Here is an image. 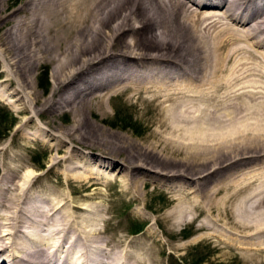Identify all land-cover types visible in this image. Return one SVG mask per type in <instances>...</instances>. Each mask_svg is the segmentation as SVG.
I'll return each instance as SVG.
<instances>
[{
    "label": "bare ground",
    "instance_id": "obj_1",
    "mask_svg": "<svg viewBox=\"0 0 264 264\" xmlns=\"http://www.w3.org/2000/svg\"><path fill=\"white\" fill-rule=\"evenodd\" d=\"M256 59L264 65V0H0V102L11 97L31 114L25 129H41L35 115L71 113L66 126L43 118L50 150L64 153L49 172L94 188L75 198L63 181L24 176L30 164L0 146V264H161L148 258L161 243L156 232L133 244L101 228L106 209L93 200L109 170L129 180L138 202L140 185L166 189L172 206L157 220L172 229L200 221L198 232L227 247L264 249V66ZM44 62L54 78L46 98L34 82ZM119 95L151 111L147 137L89 116L107 117ZM26 134L43 141L39 130Z\"/></svg>",
    "mask_w": 264,
    "mask_h": 264
},
{
    "label": "rangeland",
    "instance_id": "obj_2",
    "mask_svg": "<svg viewBox=\"0 0 264 264\" xmlns=\"http://www.w3.org/2000/svg\"><path fill=\"white\" fill-rule=\"evenodd\" d=\"M254 62L249 61L248 65L252 66V63H254L253 66H264L260 59H256ZM1 65L3 68L2 63ZM52 67V62H44L35 73V90L38 93H42V97L44 98L50 95V91L54 84L51 71ZM254 79V81L257 80L256 84L262 80L260 76H256ZM20 107L21 105L19 106L12 102L11 97L0 102V146L11 144L10 153L15 154L16 151L17 154L22 155V162L24 164H30V168L26 167L21 171L22 175L25 176V174L32 172L34 175L37 174L40 183H50L51 186H58L59 182L63 181L62 188L64 191L72 197L75 196V198H80L81 194H87L93 191L94 188L90 186V188L86 189V187L81 186L82 183H79L81 187L77 182L74 184L76 188L73 185L68 186L63 173L58 175L59 172L56 170L49 172L52 159L55 157L60 158L64 156V153L60 151L59 154L50 150L54 141L46 136L43 138V133L45 130L51 132L52 128L45 124L44 119L49 118L51 125L57 123V125L66 126L71 122L72 114L67 111L64 114H55L53 116L45 114L42 119L35 115L34 124L40 126L43 130L38 128L32 130L25 129L27 118L31 114L20 111ZM107 109L109 112L107 117H104L100 113L90 114L89 116L97 123L111 128L113 131L125 133L127 136L134 139L141 140L149 135L150 131L147 127L152 113H150V110L145 109L142 103H137L133 98L130 99L119 95L114 97L111 102L107 104ZM262 112L263 115L261 116L264 118V106L262 107ZM38 130L43 141L34 142L25 140L24 135L26 136V133L30 131L36 132ZM55 132L58 133L56 130ZM78 147L79 144L77 145V148ZM79 151L85 152L88 150L79 149ZM96 153H100V155L105 158L111 155V153L108 154V152H103L102 150H96ZM1 163L3 165H1ZM3 166V159H0V174L3 171ZM79 173L83 175L84 170H80ZM107 175V178L103 177V179H107V182L98 187L101 196L93 200L97 201V203L101 202V207L106 209L105 211L103 208L105 211L103 212L105 218L102 220L101 228H106L108 236H112L116 232L126 234L130 240L133 239V244L145 240L149 235H153V232H156L161 241L159 244L161 247L157 245L155 247L156 250L152 248L155 254H153V256H148L150 262L158 263L156 262L158 259L159 262L161 261V264H264V249L261 251L258 249L257 252L253 250L251 252L245 249L227 247L225 246L226 244L218 238H208L207 234H204L207 231L198 232L196 227L200 221L194 224H188V222L182 223V225L180 224L178 226L179 228L174 227L173 229L168 226L169 224L166 225L164 222L158 221V218L165 217L167 211H169L172 206L170 194L166 189L159 186L140 185L143 201L138 202L135 199L138 196L137 192L128 185L129 180L127 178H124L123 175H117L113 170L107 171ZM84 205H86V202ZM140 227H143L141 231L138 230ZM170 245H180L181 247L177 251L171 252L169 251ZM218 245L220 247H218ZM221 245L226 248L221 247ZM162 247L165 248L162 250ZM250 254L254 257L248 261V258L245 256H249Z\"/></svg>",
    "mask_w": 264,
    "mask_h": 264
},
{
    "label": "trees",
    "instance_id": "obj_3",
    "mask_svg": "<svg viewBox=\"0 0 264 264\" xmlns=\"http://www.w3.org/2000/svg\"><path fill=\"white\" fill-rule=\"evenodd\" d=\"M142 228H143V227H140V229H138V230H139V231H141V230H142Z\"/></svg>",
    "mask_w": 264,
    "mask_h": 264
}]
</instances>
